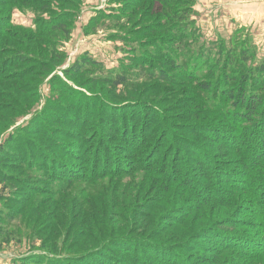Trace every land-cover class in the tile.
Returning <instances> with one entry per match:
<instances>
[{
  "label": "rangeland",
  "instance_id": "374dc122",
  "mask_svg": "<svg viewBox=\"0 0 264 264\" xmlns=\"http://www.w3.org/2000/svg\"><path fill=\"white\" fill-rule=\"evenodd\" d=\"M15 1L0 0V20L12 14V25L32 30L40 26V22H36L38 16L50 20V15L41 14L38 0ZM127 1L129 4L122 9L128 15L131 13L132 19L131 23L124 24L125 27L142 26L147 29L156 25V16L159 15L156 5H151L149 0ZM192 1L191 20L206 46L212 45L214 49V43L223 41L228 49L238 47L253 52L254 66L264 61V0ZM116 4L112 5L111 0H81L76 17L67 23L70 30L68 37L54 32L44 38L32 39L30 32L0 30V73L3 74H0V120H4L0 146L10 136H22V140H18L20 135L13 140L14 144H18V150L10 149L11 154H7L9 159L1 163L0 193H6L7 199L0 201V216L4 218L0 219V264H50L54 260V264H90L95 256L88 259L82 258V254L109 240L113 242L114 249L97 256L102 257L104 264H153L155 261L149 259V255H141L144 249L138 251V243L145 242L154 255L162 256L163 253L175 252L172 249L182 247L185 240L197 241L196 233L203 226L208 229L215 224H223L222 220L233 223L238 219L249 221L252 225L262 224L259 217L250 214L252 206L240 216L235 205L242 210L245 204L240 205L236 199L225 203L216 200L223 198L232 188L245 185L244 170L239 163L241 158L235 150L240 147L241 141L235 143V149L229 148L232 141H224L221 135V130L226 128L221 129L224 123L207 110L213 103L199 95L203 93L198 88L192 90V86L185 82L152 84L147 78L136 75L127 85L115 89L91 80L108 73L94 71L90 75H76L78 63L90 56L108 70L117 69L120 60L125 57L120 50L124 47L123 42L111 41L109 37L123 30L120 25L103 19L98 27H91V22L98 15L119 8L120 4ZM46 51L63 53L65 60L56 63ZM213 52V55L220 53L218 49ZM223 52L222 57L227 56V52ZM25 56L35 58L37 63L33 64H37L40 70L46 61L54 69L45 70L43 77L33 80L30 65L19 61V57ZM68 70L72 76L65 74ZM90 82H96V85L88 87ZM62 88L66 97L76 101V104L68 107L60 102ZM89 90L97 94V100L102 95L106 106L111 104L109 102L118 105L121 102L123 109L114 113L107 109L109 107L103 112L99 109L87 119L90 115L86 107L82 109L84 103L79 96L84 94L90 98L92 94ZM54 102L61 103L60 107H56ZM150 103L159 107L155 120L143 114L154 113L156 108ZM135 105L138 108L134 109ZM30 106L32 109L27 113ZM57 108L64 109L65 113L61 109L57 111ZM45 113H54L60 122L53 123L42 116ZM124 116L130 124L134 123L133 129H130L135 134L132 143L127 141V133H122V125L126 126ZM110 120L118 132H103L97 127ZM34 122L36 124L31 129ZM146 124L153 130L146 132ZM151 132L149 145L138 148V141L151 135ZM198 149L203 150L205 155L199 154ZM167 153L171 154L166 160ZM154 159L157 163L152 170L153 178L145 169H134L137 161L148 165ZM163 164L167 165L172 178L179 179V186L174 184L168 195L164 191L169 190L166 188L169 178L159 179ZM177 164L180 166L179 173L174 170ZM183 167H189L191 171L182 173ZM218 168L227 170L229 177L233 179L234 175L240 183L231 179L227 183L222 182L221 177L226 173L222 170L221 176H216ZM70 170L74 171L73 174ZM94 173L98 177L94 178ZM64 176L75 177L70 180L72 186H69V193L77 197L78 202L71 203L68 198H62L67 190L61 193L52 184L55 177ZM11 178H21V181L12 182ZM88 196H94V201L89 203ZM203 197L206 201L199 200ZM233 225L217 227L237 230L238 233L251 229L253 235H261V226L234 228ZM107 226L111 228L104 229ZM94 232L100 235L92 236ZM124 239L125 243L114 242ZM207 241L203 239L199 244H208L214 249L215 246ZM167 247L171 248L167 250ZM205 254L196 253L199 256Z\"/></svg>",
  "mask_w": 264,
  "mask_h": 264
},
{
  "label": "trees",
  "instance_id": "16d2710c",
  "mask_svg": "<svg viewBox=\"0 0 264 264\" xmlns=\"http://www.w3.org/2000/svg\"><path fill=\"white\" fill-rule=\"evenodd\" d=\"M80 1L81 0H38L36 2H38L37 6L41 7V14L46 13L47 15H50L48 16L50 19L49 21H47V18L43 17L42 15L38 16L36 22H40V26L38 29L32 30L28 28L26 29L23 26L15 24L12 25L11 20L13 15L7 14L4 19L0 20V30H6V32L9 33H13L11 30L14 29L30 32V35L33 36L32 39L41 37L44 38L45 36L51 35L54 32H56L57 35L60 33L61 35L68 37L70 35V30L67 26V23L76 17L78 13L76 10L80 4ZM13 2L15 3L16 1L13 0ZM149 2L151 5H156V10L159 15L156 16V25L151 26L150 28L147 27L146 29V27L144 28L142 26H136L133 28H128L127 26L125 27L124 24H126V22L131 23L132 16L131 13H129V15L128 13H125L122 8L124 5L129 4V2L127 0H111L112 5H117L116 3H119V8H112V12H103L98 15L93 20L94 22H91V27H98L100 20L103 19L111 20L115 22L117 26L120 25L123 29L120 31L121 33L118 32V34H112L109 37L111 41L123 42L124 47L120 50L125 54V57L120 60L117 69L108 70L105 67L103 68L101 63L97 62L93 57L90 56L89 58L81 60V62L78 63L80 65L77 64L79 69L75 70L77 71L75 72L76 75H90V73L94 71L103 72L104 74L108 73L105 76H98V79L93 78L91 80L100 81L102 85H111L115 89L120 88V86L127 85L136 75H139L142 78H147V81H150L152 84L175 85L179 84V82H185L192 86V90L198 88L200 93H203L199 95L204 97L206 101L211 100L213 103L209 104L207 110L215 114L217 118L222 120L224 123V125H221L223 126L221 129H224L225 127L226 128L221 130V135L224 141L226 139L229 140L228 142L232 141L233 144L229 145V148L235 149V143L241 141L240 147L236 148L235 150L238 152V155L241 158V162L239 163H241L242 170H244L243 176L245 177V185L238 188H232V190L227 191L223 198L218 197L216 200L220 201V203H225L224 201L228 202L229 199H236L240 205L245 204L242 210L241 208L238 209V205H235L237 206L238 214H240V216L245 215L244 213L246 212H244V210L252 206L250 214L259 217L262 221V224L252 225V223L249 221L240 219L235 220L233 223L222 220L220 222L223 224H215V227H211L212 229L203 228V226L199 232L196 233L197 235H194L195 238L198 236L196 238L197 241H194V239L190 241L185 240L182 242V247L178 246L172 249V251L175 252L163 253L162 256L159 254L154 255L150 250L151 248L147 246L145 242L140 244L138 243L140 248L138 251L144 249L145 252L142 250L141 255H149V259L151 258L152 261H155L152 262L153 264H190L187 262L188 260L194 261L197 264H264V238H262L264 236V61L259 62L256 66H254L252 65L255 61L253 52L251 53L248 49H239L238 47L228 49L223 41L219 44H213L214 49H218V52H220L219 54L213 55V46H206V44L202 42L199 29L196 27L193 20H191L193 13L192 0H149ZM54 3H57V5ZM0 6H2V3H0ZM223 51L227 52V56L222 57L224 53ZM47 54L50 56V59H54L56 63H60L65 60L63 53L47 52ZM41 55L44 56V53L41 52ZM19 59L20 63H28L30 65L28 67L31 68L30 72L32 73L31 76L33 75V80H36L37 78L38 81L41 77H43V72L45 70H48L49 72V70L52 71L54 69L53 66H50L49 62L46 60L45 65L40 70V67H38L37 64H33L37 63L34 62V60H36L35 58L31 57V59H29L25 56L19 57ZM65 74L69 76L71 72L68 70L65 71ZM70 76H72V74ZM6 77L7 76H5V78ZM213 78L215 79L212 80ZM95 83L96 82H90L88 87H94L92 84L96 85ZM86 85L84 84L83 86ZM62 90L63 92L60 96V102H63V104L67 105L68 107L77 103L76 101L66 97L63 88ZM90 90L89 93L92 92ZM96 95L97 94L94 93L90 98L84 94L79 96L81 97L80 101H83L84 103V106H81L82 109L86 107V111H88L87 113L90 115L87 116V119H90L91 116L99 111V109H102L101 112H103V110L105 111L106 108L109 107L107 109H110V112L112 110V113H114V111H118L117 109H123V104L121 102V105H118L114 102H109L111 104L106 106L104 104L105 100L103 99L102 95L101 99L98 100ZM220 99L221 101L219 102L218 100ZM76 100H78V98H76ZM150 104L156 108L154 109V113L144 112L143 114L144 116H150L152 120H155L158 118L157 111H159V107L154 103ZM54 105L56 107H60L59 105H61V103L54 102ZM134 107V109L138 108L136 105ZM30 109H32L31 106L27 113L30 112ZM60 109L61 108H57L56 110L59 111ZM61 110L65 113L64 109ZM54 113L52 115H46L45 113V115L42 114V116L48 117V119L53 121V123H59L60 119H58ZM127 115L132 118V115ZM133 118L135 119V116H133ZM85 120L86 118H84V121ZM124 121H126V126L122 125V133H127L125 134L128 138L127 141L132 143V139L135 138V134H132L134 130L130 131V129H133L134 123L131 122L130 124L129 120H127V116H124ZM0 122L2 124L0 125V130H2L4 127V120H0ZM35 124L36 122L31 125V129L34 128ZM75 126L77 125L75 124ZM97 127L103 132H107L108 130L112 132H118L111 120L110 122ZM144 128L145 131L148 129L151 131L153 130V128H149V124H146ZM152 134L153 132H151V135L148 134L146 135L147 137L139 140L137 147L144 148L146 145H149L148 139L152 137ZM18 135H20L18 140H22L21 134ZM18 135L10 136L8 140L5 141L2 146H0V157H2V160H0V173H2L1 163H4V161L7 162L5 160L9 159L7 154H11L12 152L10 149L18 150V144L13 143L14 138L16 139ZM176 137L177 136H175V138ZM124 140L126 139L124 138ZM169 140L171 139L169 138ZM78 145L81 147V144ZM222 146L225 147L224 145ZM212 151L214 153H218V151ZM197 152L199 154L205 155L204 151L201 149H198ZM170 154L171 153H167L165 155L166 160L169 158ZM14 158L17 159V157ZM12 161L15 162L14 160ZM156 163L157 161L155 159L151 160V162H148V165L141 161H137V164L135 163L136 165L134 169H145L147 170L146 173L151 176L153 167L156 165ZM10 166L14 165L11 164ZM166 167L167 165L163 164V171H161L162 173H159L161 176L159 179L165 180V177L170 179H168V184L166 186V188H169V190L164 191L165 194L168 195L172 192L171 188H173L174 184L179 183V179L175 178L174 176V178H172V175L168 174L170 172L168 169H166ZM174 170L179 173L180 166L177 164V166H174ZM222 170L224 169L218 168L216 176L220 177ZM184 171L190 172L191 170L189 167H183L181 172L183 173ZM73 172L74 171L70 170L71 174H73ZM223 172L226 173V175L221 177L223 178L221 180L222 182L227 183V181H230L231 179V181L235 183H240V181L236 180L234 175L233 179L229 177L227 170H224ZM218 173L220 175H218ZM94 175V178L98 177V175L95 173ZM74 178L75 177L65 178V176L58 178L55 177L54 181L52 182V184L56 186L57 189H60L59 191H61V193H64V191L67 190L66 194H64L62 198H68L71 203H74V201L78 202V198L72 197L69 193V189L72 186V182L70 180ZM14 179L15 178H11L10 181H21V178ZM217 183L219 184V181H217ZM175 186H179V184ZM238 195L240 198H238ZM94 196H88L89 203L92 200L94 201ZM6 199V193H0V201H5ZM198 199L199 198H197V200ZM205 199L206 197H203L199 200L206 201ZM209 200L213 202V200ZM255 207H257L256 210ZM8 215L9 212L6 214V216L8 217ZM1 218L3 217L0 216V219ZM101 221H104V219ZM220 225H233L234 228L243 226H246L247 228H258V226H261L262 230L260 231L261 235L255 236L250 231L251 229L243 233H238L237 230L228 231L220 228L218 229L217 226ZM110 228L111 227L108 228L107 226L104 229ZM94 231H96V228ZM95 235L98 236L100 234L99 232H94L92 236ZM203 239L208 240L207 243L213 244L215 246L214 249L210 248V245L208 246V244L207 246L199 244ZM104 242L96 246V248H89V250L84 252L81 257L88 258L91 256L90 258H93L95 256V260L89 261L90 264H104L101 262L102 257L97 256L105 253L106 250L111 251L114 249V246H112L113 242L110 240L108 242ZM114 242L125 243L126 240H117ZM192 242H195V244L193 245ZM109 244L110 247L107 248ZM159 246L163 247L162 245ZM129 247L134 248L133 245H130ZM167 248L166 249L169 250L171 247ZM155 251H157V248ZM197 252H203L207 254L199 256L196 255ZM211 254L213 256H210ZM133 259L136 261L135 257ZM54 263H56L55 260L50 264ZM144 263L147 264V262Z\"/></svg>",
  "mask_w": 264,
  "mask_h": 264
}]
</instances>
